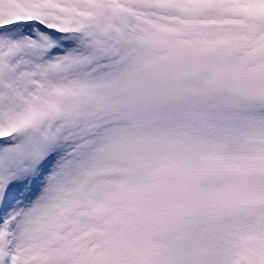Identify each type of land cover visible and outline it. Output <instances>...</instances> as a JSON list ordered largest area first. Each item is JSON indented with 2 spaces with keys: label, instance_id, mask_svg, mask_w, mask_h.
Listing matches in <instances>:
<instances>
[{
  "label": "snow or ice",
  "instance_id": "snow-or-ice-1",
  "mask_svg": "<svg viewBox=\"0 0 264 264\" xmlns=\"http://www.w3.org/2000/svg\"><path fill=\"white\" fill-rule=\"evenodd\" d=\"M0 264H264V0H0Z\"/></svg>",
  "mask_w": 264,
  "mask_h": 264
}]
</instances>
